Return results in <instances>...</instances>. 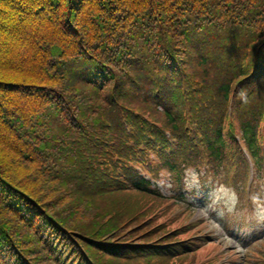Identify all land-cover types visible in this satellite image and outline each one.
Wrapping results in <instances>:
<instances>
[{"label":"trees","instance_id":"1","mask_svg":"<svg viewBox=\"0 0 264 264\" xmlns=\"http://www.w3.org/2000/svg\"><path fill=\"white\" fill-rule=\"evenodd\" d=\"M193 170L264 196V0H0V264H264Z\"/></svg>","mask_w":264,"mask_h":264},{"label":"rangeland","instance_id":"2","mask_svg":"<svg viewBox=\"0 0 264 264\" xmlns=\"http://www.w3.org/2000/svg\"><path fill=\"white\" fill-rule=\"evenodd\" d=\"M196 175L199 177V185H193L194 190L192 192L187 190L188 183L192 182L190 177H186L183 185L181 186L182 192L186 196L190 197L191 201L197 206L194 220L200 219L204 225V234L211 235L212 240L221 246V248L217 250V255L222 254L227 250H235L236 252L232 254L231 257H242L244 255L245 247H248L249 244H254L253 240L255 238L262 237V234L259 232H264V227L256 225L253 214L248 217L247 222H244V215L239 212L238 207L231 216L225 213L223 217H209L208 215L202 213L201 208L206 204L209 192L218 182L213 179H205V177L197 173ZM197 188L198 190H196ZM160 189L165 191L168 195H174L178 191V188L174 185L173 180L167 174H164L160 182ZM218 212L223 213L224 209L221 207L218 209ZM229 222L232 223V227L230 226V228L228 227ZM228 259H230L229 256L224 259V262Z\"/></svg>","mask_w":264,"mask_h":264},{"label":"clouds","instance_id":"3","mask_svg":"<svg viewBox=\"0 0 264 264\" xmlns=\"http://www.w3.org/2000/svg\"><path fill=\"white\" fill-rule=\"evenodd\" d=\"M237 100L242 103L248 102V91L241 88L237 94ZM191 178V183H188L187 190L192 192L193 185H199V177L194 171H189L186 174ZM198 190V188L196 189ZM250 202L252 205L253 218L257 226L264 227V196L260 194H251ZM240 203V194L237 190L226 183H216L208 194L206 204L201 208V212L209 217L220 216L226 213L231 216L237 209ZM223 208L224 212L219 213L218 209Z\"/></svg>","mask_w":264,"mask_h":264}]
</instances>
